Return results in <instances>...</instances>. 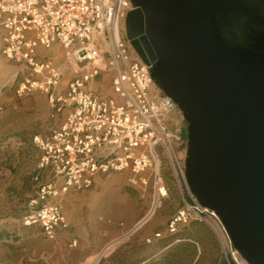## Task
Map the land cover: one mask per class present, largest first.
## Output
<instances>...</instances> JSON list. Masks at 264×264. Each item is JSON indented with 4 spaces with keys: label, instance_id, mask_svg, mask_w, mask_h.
<instances>
[{
    "label": "built area",
    "instance_id": "obj_1",
    "mask_svg": "<svg viewBox=\"0 0 264 264\" xmlns=\"http://www.w3.org/2000/svg\"><path fill=\"white\" fill-rule=\"evenodd\" d=\"M131 10L130 0H0V54L25 70L16 97L40 93L51 119L66 113L60 126L33 137L41 155L26 225L40 226L51 240L70 230L61 199L90 191L97 178L130 172L135 185L152 180L154 202L161 201L169 192L162 172L167 160L177 184L188 190L180 156L187 143L180 129L170 127L178 107L122 36ZM55 47L64 54L62 64L47 55ZM104 79L109 91L100 86ZM188 194L167 232L192 220L205 222L227 263L245 264L216 213ZM161 237L157 232L147 242Z\"/></svg>",
    "mask_w": 264,
    "mask_h": 264
},
{
    "label": "water",
    "instance_id": "obj_2",
    "mask_svg": "<svg viewBox=\"0 0 264 264\" xmlns=\"http://www.w3.org/2000/svg\"><path fill=\"white\" fill-rule=\"evenodd\" d=\"M130 1L126 40L187 125L189 192L264 264V0Z\"/></svg>",
    "mask_w": 264,
    "mask_h": 264
},
{
    "label": "rangeland",
    "instance_id": "obj_3",
    "mask_svg": "<svg viewBox=\"0 0 264 264\" xmlns=\"http://www.w3.org/2000/svg\"><path fill=\"white\" fill-rule=\"evenodd\" d=\"M122 36L126 39L125 23ZM60 56L62 60V51ZM20 78L23 77L19 75ZM100 86L105 91L110 89L108 81ZM23 99L15 104L0 100V231L7 234L0 241V264H96L102 256L99 264L124 249L143 251L153 247L157 239L151 243L147 239L153 237L150 232L154 229H159L162 237L168 234L169 220L190 198L186 186L180 187L175 181L167 160L163 161L162 172L169 192L161 201L154 202L152 180L145 185H135L131 173L122 172L100 177L88 191L92 196L72 200L67 205L69 213L82 219V227L89 231V237H82L88 239L89 247L85 251L78 250L79 240L70 249L69 241L59 237L64 232L51 240L40 226L26 225L27 216L33 212L31 202L35 200L38 188L35 177L39 158L32 143L36 135L32 129L38 122L22 109ZM172 118L173 127L186 131L187 125L179 109ZM180 156L183 160L186 158V148L180 151ZM65 197L61 199L63 209ZM192 222L200 221L192 220L179 230ZM200 223L211 232L218 245L219 257L225 259L211 228L205 222ZM196 262L211 264V242L205 248L197 247L193 264Z\"/></svg>",
    "mask_w": 264,
    "mask_h": 264
},
{
    "label": "crops",
    "instance_id": "obj_4",
    "mask_svg": "<svg viewBox=\"0 0 264 264\" xmlns=\"http://www.w3.org/2000/svg\"><path fill=\"white\" fill-rule=\"evenodd\" d=\"M39 53L41 56L47 54L43 50H40ZM60 54H61L60 48L55 47L52 50V52L48 53L47 55H51L56 62L61 63L63 59L60 60L61 58ZM24 73H25L24 68L14 65L12 62L7 60L6 58H4V56L0 54V100H3V99L10 100L13 104H15V102L17 101H20V99L16 97L14 90L17 84L22 80V78H20L19 80V75L24 77ZM104 81L105 82L103 83H106L105 79ZM21 104H22L23 110L28 111L32 115V117H35L37 119L38 123H36L34 125L35 128L32 129L33 131H35L36 135L48 134L52 129L60 126L66 117V113H64L56 119H51L48 100L45 95L40 94V93H34L28 98L25 97V99L21 100ZM173 122H174V119L171 118L170 127L174 129L175 126L173 127ZM32 143H33V138H32ZM36 152H37L38 158H40V155H41L40 152L38 150H36ZM98 179L99 178L95 180V183H97ZM92 195L93 194H90V193L88 195V192H82L79 194L76 191H71L69 194L66 195L64 199V201L66 202V205L64 207V214L70 223V230L67 232L61 233L59 237L69 241L70 249H73V247L77 245L78 240H79L80 243H79L78 250L85 251L89 247L88 239L84 240L82 239V237H89V231H86V229L82 227L81 225L83 221L82 219L73 217L69 213L68 211L69 207L67 205L71 203L72 200H76L78 198H84L86 196H92ZM158 231L159 229H154L152 230V232H150V234L153 235Z\"/></svg>",
    "mask_w": 264,
    "mask_h": 264
},
{
    "label": "trees",
    "instance_id": "obj_5",
    "mask_svg": "<svg viewBox=\"0 0 264 264\" xmlns=\"http://www.w3.org/2000/svg\"><path fill=\"white\" fill-rule=\"evenodd\" d=\"M182 135L186 141V131L182 132ZM4 235L7 234L0 231V241L7 237ZM210 242L211 264H228L225 259L219 257L218 245L213 235L200 222H192L174 234L164 235L156 240L153 247L146 248L147 250L124 249L103 259L99 264H193L197 247L205 248ZM144 252L146 253L143 254Z\"/></svg>",
    "mask_w": 264,
    "mask_h": 264
},
{
    "label": "bare ground",
    "instance_id": "obj_6",
    "mask_svg": "<svg viewBox=\"0 0 264 264\" xmlns=\"http://www.w3.org/2000/svg\"><path fill=\"white\" fill-rule=\"evenodd\" d=\"M98 261H99V259H98Z\"/></svg>",
    "mask_w": 264,
    "mask_h": 264
}]
</instances>
